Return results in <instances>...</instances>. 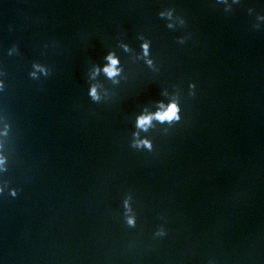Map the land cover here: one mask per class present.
Listing matches in <instances>:
<instances>
[{
    "label": "water",
    "instance_id": "obj_1",
    "mask_svg": "<svg viewBox=\"0 0 264 264\" xmlns=\"http://www.w3.org/2000/svg\"><path fill=\"white\" fill-rule=\"evenodd\" d=\"M0 81V264H264V0H0Z\"/></svg>",
    "mask_w": 264,
    "mask_h": 264
},
{
    "label": "clouds",
    "instance_id": "obj_2",
    "mask_svg": "<svg viewBox=\"0 0 264 264\" xmlns=\"http://www.w3.org/2000/svg\"><path fill=\"white\" fill-rule=\"evenodd\" d=\"M169 27H171V25H169ZM181 42H183V39L181 40ZM144 49H145V54H147V51H148V44L145 43L143 45ZM108 60L110 61V64L108 66L105 67V71L107 72L108 76L109 77H113L115 76L119 69L116 67V65L118 64V59L115 57V55L113 54H109L108 55ZM150 62V61H149ZM34 66L39 68L40 67V64L38 62H35L34 63ZM32 76L35 75V73H31ZM2 81H0V85H2ZM191 87L193 89H195L196 85L193 83L191 85ZM194 94V91L193 93ZM90 95L91 97L94 99V100H98L99 99V96L97 94V90H96V87L93 86L91 91H90ZM156 117L161 120L162 122L167 120L169 122H172V121H180L182 116H181V111H180V107L177 105L176 102H173L171 103L167 109H165L164 111H161V112H158L156 113ZM152 117L151 116H141L139 119H138V127H145L148 123H150ZM141 145L143 146H146L148 147L149 149L152 148V144L150 141L148 140H144V141H141L140 142ZM2 162V161H0ZM4 192V187L3 185H0V193H3ZM18 192L19 190L16 188V187H12L11 190H10V195L12 197H15L18 195ZM137 223L136 221V218L135 217H128L127 219V224L130 225V226H135ZM166 232H165V229L163 227H161L160 229H158L156 235L157 236H162V235H165Z\"/></svg>",
    "mask_w": 264,
    "mask_h": 264
}]
</instances>
